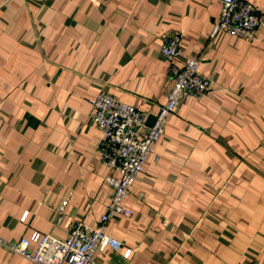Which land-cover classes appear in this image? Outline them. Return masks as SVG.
I'll return each mask as SVG.
<instances>
[{
  "label": "crops",
  "instance_id": "0c3cea01",
  "mask_svg": "<svg viewBox=\"0 0 264 264\" xmlns=\"http://www.w3.org/2000/svg\"><path fill=\"white\" fill-rule=\"evenodd\" d=\"M220 12L219 0H0V264H30L10 246L34 232L99 223L119 174L91 100L107 92L152 124L173 86L160 51L173 31L214 83L169 115L124 200L132 216L107 224L121 249L94 264L264 262V23L254 41L212 40Z\"/></svg>",
  "mask_w": 264,
  "mask_h": 264
},
{
  "label": "built area",
  "instance_id": "2783aa9c",
  "mask_svg": "<svg viewBox=\"0 0 264 264\" xmlns=\"http://www.w3.org/2000/svg\"><path fill=\"white\" fill-rule=\"evenodd\" d=\"M221 12L214 23L210 39L220 36H236L245 40L257 39L264 23L263 16L249 0H219ZM181 32L173 31L163 37L161 53L169 62L173 86L152 124H147L144 113L134 105L123 102L107 92L99 93L91 100L93 112L90 119L102 136L97 149L102 160L118 172V176H106L113 194L105 207L99 223L91 226L79 220L65 239L51 234L34 232L22 237L11 249L26 257L30 264H94L97 250L110 246L117 251L122 242L107 232V224L116 215L132 216V210L124 204L131 186L144 170V164L165 133L169 115L190 97H202L212 88V78L203 74L198 57L182 59ZM67 200L59 207L63 216ZM28 212L22 219L25 220ZM132 249L124 252L129 257ZM264 264V262L260 263Z\"/></svg>",
  "mask_w": 264,
  "mask_h": 264
}]
</instances>
